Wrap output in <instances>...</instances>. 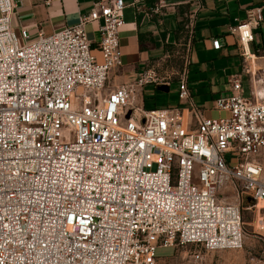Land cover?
<instances>
[{
	"label": "built area",
	"instance_id": "2783aa9c",
	"mask_svg": "<svg viewBox=\"0 0 264 264\" xmlns=\"http://www.w3.org/2000/svg\"><path fill=\"white\" fill-rule=\"evenodd\" d=\"M124 7L96 0L76 22L32 38L13 28L14 0H0V264H162L158 247L238 250L244 199L264 207V67L250 66L264 59L251 46L264 4L229 26L249 95L230 79L215 117L194 102L186 69L175 107L139 101L153 70L111 85Z\"/></svg>",
	"mask_w": 264,
	"mask_h": 264
},
{
	"label": "crops",
	"instance_id": "0c3cea01",
	"mask_svg": "<svg viewBox=\"0 0 264 264\" xmlns=\"http://www.w3.org/2000/svg\"><path fill=\"white\" fill-rule=\"evenodd\" d=\"M94 1L14 0L13 28L16 33L27 29L32 38L40 31L48 35L76 22L79 15L91 10ZM123 2L124 24L119 32L122 66L111 73L110 83L115 86L131 82L139 74L153 70L158 80L144 84L139 91L138 98L145 109L178 106L176 78L185 69L193 100L208 117L222 114L213 108V100L220 94L229 93L230 79L238 75L242 87L244 82L249 86L248 75L242 72L245 64L229 26L244 20L246 9L264 4V0ZM263 22L254 31L251 46L264 54V40L259 36ZM86 34L91 42H97V23L88 24ZM215 37H221L225 42L220 49L211 46V39ZM94 52L98 55L95 49ZM250 66L256 71L264 67V59L257 57ZM166 74L170 79H163ZM160 85H165L167 91L160 89ZM158 261L164 263L159 257Z\"/></svg>",
	"mask_w": 264,
	"mask_h": 264
},
{
	"label": "rangeland",
	"instance_id": "374dc122",
	"mask_svg": "<svg viewBox=\"0 0 264 264\" xmlns=\"http://www.w3.org/2000/svg\"><path fill=\"white\" fill-rule=\"evenodd\" d=\"M259 36H262L264 40V22L260 27ZM175 87H177L176 84ZM243 94L245 96L249 95L247 82H244ZM227 200L234 201V197L229 195ZM247 205H249L248 201L244 199L241 214L245 234L241 249L204 251L192 245L178 247L176 250L174 248L158 247L156 256L164 260L162 264H172L182 259L184 264H264L263 230L261 229V225L264 223V207L259 203L246 209L249 207ZM193 251H199L201 258L198 261L189 257Z\"/></svg>",
	"mask_w": 264,
	"mask_h": 264
},
{
	"label": "water",
	"instance_id": "95a60500",
	"mask_svg": "<svg viewBox=\"0 0 264 264\" xmlns=\"http://www.w3.org/2000/svg\"><path fill=\"white\" fill-rule=\"evenodd\" d=\"M159 88L162 89V90H166L167 91V87H165V85H160ZM128 115H129V113L127 114V117H128Z\"/></svg>",
	"mask_w": 264,
	"mask_h": 264
}]
</instances>
